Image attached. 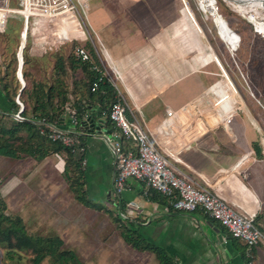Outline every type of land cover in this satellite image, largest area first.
I'll use <instances>...</instances> for the list:
<instances>
[{"label":"rangeland","instance_id":"374dc122","mask_svg":"<svg viewBox=\"0 0 264 264\" xmlns=\"http://www.w3.org/2000/svg\"><path fill=\"white\" fill-rule=\"evenodd\" d=\"M92 1L90 0V4ZM183 3L188 8L187 12L192 20L199 23L195 25L198 28L203 26L205 29L200 30L204 38L198 37L197 40L190 34H184L182 42H187L191 46L199 42L203 48V59L207 60L209 56L214 58V61L219 60L217 63L221 65V71L214 63L200 65L199 53L194 48L187 49L183 44V50L179 53L177 46L180 39L173 36V43L166 46L167 51L173 50V53L180 55L181 60L178 63L182 62L185 65L183 68L185 72L195 71L198 74L171 93L165 103L178 102L182 97L191 96L202 90V86L208 85L206 91L226 70L237 88L238 100L243 107V112L236 119L239 122L246 120L257 127L264 138V38L254 36L250 24L242 16L254 11L255 6L245 0H237L241 15L233 5L224 0H217L218 17L214 15V20L211 18L208 20L199 0H183ZM183 3L181 0H150L146 10L143 8V2L129 3L123 8V3L119 0H94L91 17L111 47L123 46L127 40L131 41L137 38V35H150L167 24L170 20L168 9L175 11L177 15L183 11ZM126 9L129 10V14ZM143 22L147 23L142 24ZM11 26L13 28L10 32L0 35V82L8 83L10 94L14 97L21 90L17 97L19 104L23 102L22 92L29 89V97L24 99L27 100L26 104H31L35 85L50 86L57 77L58 61L72 58L73 49L46 48V35L49 40H53V37L47 30H40L34 37H30L29 47L24 53V46L19 49L21 24L18 21ZM86 36L95 39L88 27V35L84 31L78 34V45L83 46ZM150 37L146 38L147 42H152ZM209 45L213 50H209ZM150 49L149 53L153 55V49ZM161 49H164V46ZM162 52L164 53V50ZM17 54L20 64L17 63ZM69 54L71 56L68 57ZM14 59L17 63V73L13 77L9 72L11 67L15 66ZM148 59H151V63L160 62L153 59V56ZM147 62H143V65H147ZM159 65L161 63L155 66ZM157 67L149 68L154 70ZM144 68L147 69V66ZM5 74L7 75L4 76ZM70 77L67 78L68 83L72 81ZM2 84L0 83L1 93L4 89ZM162 104L164 101L154 105L147 112L153 124L164 117ZM106 125L113 128L110 121H107ZM261 145H264V140ZM260 157H263L262 154ZM58 163L60 161L53 154L42 162L30 157L19 160L0 157V194L6 204L7 213L13 217H22L28 233L33 236L61 238L65 243L64 248L74 251L84 264L154 262L156 256L151 251H138L131 248L125 239L123 241L117 221L122 220L123 216L113 206L116 203V196L113 194L112 201L99 194L94 198L88 193L86 182L82 186L83 189L78 190L77 187L71 189L72 182H68L65 173H62V165ZM88 201L91 206H88ZM5 253V250L0 248V264L18 263L6 261ZM28 261L27 258L23 259L22 264H27ZM43 264H53V260L47 258Z\"/></svg>","mask_w":264,"mask_h":264},{"label":"crops","instance_id":"0c3cea01","mask_svg":"<svg viewBox=\"0 0 264 264\" xmlns=\"http://www.w3.org/2000/svg\"><path fill=\"white\" fill-rule=\"evenodd\" d=\"M119 1L123 3V8L129 3L143 2V8L148 10L147 4L150 0ZM181 1L183 3V0ZM93 3L94 0L91 2V12L94 8ZM187 10L184 3L183 11L177 15L175 11L168 9L170 12L168 14L169 22L152 32L150 34L153 35L152 37L149 34L137 35V38L131 41L127 40L123 46L113 47L108 44L107 38L96 26L90 13L88 27L95 39L87 37L83 41V46L96 57L95 63H99L98 66H101L98 53H101L103 46L108 49L122 71V82H124H117L119 84V91H117L108 81L115 90L114 103L118 100L123 101L124 98L132 106L133 111L140 107L142 119L150 131H156V128L165 121L167 108L174 110L182 108L202 94L208 86H202V90L191 96L186 95L178 102L165 103L171 93L198 74L195 71L185 72L183 69L185 65L182 62L178 63L181 60L180 55L173 53V50L167 51L166 46L172 44L174 38L179 37L180 39L177 46L179 53L183 50V44L187 49L194 48L199 53L200 65L214 63L221 71V65L217 63L219 60L214 61V58L209 56L207 60L203 59V48L199 42L194 46L182 42L181 38L184 34H190L197 40L198 37L204 38L200 30L203 31L205 28L203 26L198 28L195 23L198 25L199 23L192 20ZM126 12L129 14L128 9ZM126 16L127 14L124 15V17ZM173 18H176L177 21H173ZM190 35L188 36L191 37ZM149 37L152 42H147L146 38L149 39ZM162 46L164 49H161ZM208 47L209 50H213L210 45ZM150 48L153 49V55L149 53ZM152 56L153 59H158L160 62L151 63V59L148 58ZM145 61H148L147 65H143ZM160 63L159 67L161 68L155 66ZM144 66H147V69ZM149 67L157 68L152 70ZM223 75H228V72L225 70ZM175 80H178L176 84H167ZM120 91L123 98L118 96ZM71 99L74 98L71 97ZM163 101L164 117L153 124L152 118L150 119L147 112L151 107ZM1 104L6 106L7 102L1 99ZM91 104L92 110L97 113L101 107L100 103L92 101ZM136 116L141 118L139 112ZM65 122L67 125L63 126L64 128L73 129L78 133L81 131L80 125L76 127L70 121ZM98 123H96L97 129L99 128ZM105 127L113 129L107 125ZM82 136L84 142L80 137H78V141L80 139L85 144L83 151L86 153L83 167L84 182L88 183V193L94 198L99 194L110 201H112L113 194L116 196V203L113 206L123 216L122 220H117L119 227L130 228L143 241L163 249L173 264H248L246 244L241 240L234 239L227 229L209 216L201 212L190 214L179 212L174 209L173 199L147 188L139 181H128L125 191L118 196L115 193V161L110 145L100 137L91 135L90 132L88 135ZM155 136L156 139H159L157 135ZM187 138L189 148H186V145H180L179 142L174 146L169 144L178 159V161H173L176 168L200 187L221 196L240 214L256 215L264 233V145H261L264 138L262 132L248 121L239 122L236 119L231 131L219 126L210 129L197 140H193L191 135ZM167 140H169L167 137H161L162 142L167 143ZM255 147L260 155L262 154V158L256 152ZM53 155L59 157L58 165H62V173H64V157L58 154ZM119 231L122 232L120 228ZM121 237L124 241V237L122 235ZM154 256H156L155 260L151 264H161L157 255ZM253 256L254 264H264V243L253 249Z\"/></svg>","mask_w":264,"mask_h":264},{"label":"built area","instance_id":"2783aa9c","mask_svg":"<svg viewBox=\"0 0 264 264\" xmlns=\"http://www.w3.org/2000/svg\"><path fill=\"white\" fill-rule=\"evenodd\" d=\"M253 4L255 10L244 18L250 24L253 34L264 38V3L255 2L251 5ZM90 13V0H0V35L7 34L8 28L19 21V49L24 46V53L29 47L30 37H34L37 31L47 30L52 34L53 40H49L46 35V48L73 49L72 57L90 62L91 54L88 49L77 43L79 33L84 31L88 35ZM18 54L17 63L20 64ZM98 57L101 66H93V69L100 73L101 81L93 84L92 91H99L104 79L119 91L117 82L124 83L119 65L104 46ZM177 81L169 85H174ZM20 91L14 97L20 107L15 115L17 120H22L21 115L25 111V105H20L17 101ZM118 96L123 98L121 91ZM238 96L230 76L222 73L217 82L192 102L178 110L167 108L166 119L156 131L147 128L142 119L141 108L137 107L133 111L132 106L123 98V101L114 103L110 113L99 120L98 129L96 124L90 125V133L110 145L115 161V193L118 196L125 191L128 181H139L147 188L173 199L175 210L187 214L201 212L217 221L234 239L246 244L248 264H254L253 249L264 243V233L255 224L256 215L240 214L221 196L200 187L181 173L173 162L178 159L170 147L179 142L189 148L188 136L197 140L215 127L223 126L231 131L236 118L243 112ZM73 106L71 101L66 107L65 120L77 127L80 124ZM138 112L140 119L136 116ZM107 121L113 124V129L105 127ZM46 125L51 129L52 141L61 142L67 147L78 145V137L88 135L64 128V124L57 122ZM162 136L169 139L167 143L161 141Z\"/></svg>","mask_w":264,"mask_h":264},{"label":"trees","instance_id":"16d2710c","mask_svg":"<svg viewBox=\"0 0 264 264\" xmlns=\"http://www.w3.org/2000/svg\"><path fill=\"white\" fill-rule=\"evenodd\" d=\"M11 28L13 26H10L7 32H10ZM90 54V62H83L75 57L67 60L60 59L56 65L57 77L54 82L48 87L42 84L35 85L31 104H25L27 100L24 98L28 99L30 90H24L21 94L22 103L25 105V111L21 115L22 120L15 118L20 107L10 94V86L8 83L0 82L3 83L4 88L0 93L2 95L0 98L7 102V106H3L0 99V157L13 160L30 157L42 162L50 154H58L62 157L65 155L64 173L68 182H72L71 189L82 188L85 178L83 166L86 153L83 151L84 137L79 136L83 142L79 139L80 144L76 146H64L61 142L52 141L51 129L46 124L57 122L64 126L67 125L65 109L71 101H73V109L79 121L80 130L84 133L91 132L90 125H95L105 114L110 113L115 101V90L108 80L104 79L99 91H92L93 84L101 81V77L100 73L93 69V66L99 63H95L96 57L91 52ZM16 64L11 65L9 72L13 77L17 69ZM69 76L72 79L71 83L67 82ZM82 87L85 89L83 90ZM92 101L100 103L101 107L97 113L91 108ZM256 152L260 155L257 148ZM88 206H91L90 201H88ZM255 224L263 232L259 219L255 220ZM119 228L122 230L125 241L132 248L138 251H152L157 255L161 264H173L163 249L143 241L130 228L125 226ZM64 246V241L59 237L43 238L29 234L22 217H13L7 213L6 204L0 194V248L6 252V261H16L17 264H22V260L27 258L29 259L27 264H43L47 258H51L53 264H84L74 251Z\"/></svg>","mask_w":264,"mask_h":264},{"label":"bare ground","instance_id":"6f19581e","mask_svg":"<svg viewBox=\"0 0 264 264\" xmlns=\"http://www.w3.org/2000/svg\"><path fill=\"white\" fill-rule=\"evenodd\" d=\"M224 1H226V3H228V4L233 5L237 9V12L240 13L239 7L236 4L237 0H224ZM245 1L249 2L250 4L255 3V2L264 3V0H245ZM199 3L202 5L203 12L206 15L207 19L211 18L212 20H214L215 19L214 15L217 16V10L219 9L218 4H217V0H199ZM200 4H199V7H200V10H202ZM252 6H255V4H253ZM248 15H242V16L246 17ZM20 105H23V103L20 102Z\"/></svg>","mask_w":264,"mask_h":264}]
</instances>
